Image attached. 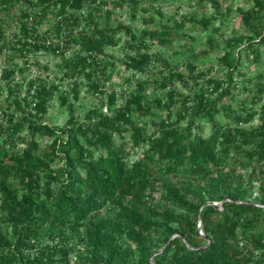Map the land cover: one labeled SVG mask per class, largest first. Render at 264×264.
I'll use <instances>...</instances> for the list:
<instances>
[{
	"label": "trees",
	"instance_id": "1",
	"mask_svg": "<svg viewBox=\"0 0 264 264\" xmlns=\"http://www.w3.org/2000/svg\"><path fill=\"white\" fill-rule=\"evenodd\" d=\"M38 1L21 12L18 33L6 37L9 25L0 15V54L11 47V63L17 56L27 63L30 49L48 47L41 43L36 28L49 11L55 12L60 17L57 28L65 26L69 31L66 44L78 45L62 60L63 76H83L87 91L104 95L106 102L92 105L79 118L74 104L68 102L69 92L78 98L77 81L70 83L68 92L60 90L59 83L31 79L21 94V84L10 80L16 68L19 73L23 69L14 64L0 72L8 91L6 106L0 102V264H264L263 76L258 75L252 87L253 101L260 105L242 115L211 97L218 92L222 98L236 85L232 74L240 57H234L232 49L220 57L229 68L226 85L210 76L204 86L186 95L174 83L187 85L188 79L163 61L168 72L161 75L159 85L167 90L161 96L148 100L146 83L138 80L125 101L113 108L117 93L106 91L101 83V76L109 78L107 67L114 65L101 59L106 44L116 45L114 33L126 29L133 41L127 44L136 52L126 54L124 65L144 71L152 60L150 53L141 51L145 38L168 44L173 39L170 26L144 30L141 37L121 23L98 27L100 6L110 0ZM127 1L133 6L139 3H115ZM210 1L219 7L218 0ZM251 1L248 8H237L251 32L229 42L230 48L244 42L247 52H255L264 45V0ZM0 2V11L10 6L9 0ZM79 18L86 20L88 29L74 34ZM211 19L215 18L201 17L199 22L206 26ZM173 24L178 26L176 21ZM187 67L194 78L192 62ZM56 93L69 111L63 125L43 120ZM177 102L180 108L172 118ZM154 107L167 113L157 119ZM222 111L235 122L233 128L214 120ZM255 116L258 122L253 129L240 127ZM196 119L209 122V133L200 132ZM182 120H186L184 127L179 125ZM148 123L154 128L150 133ZM127 132L129 148L114 139ZM42 141L46 143L41 149ZM19 144L24 146L19 149ZM140 147L141 157L128 164L129 156ZM229 159L241 169L249 167L261 182L259 201L249 199V190L255 187L252 181L226 168ZM205 202H222V208L202 206ZM173 234L177 235L166 248L152 255ZM76 246L73 261L70 255Z\"/></svg>",
	"mask_w": 264,
	"mask_h": 264
},
{
	"label": "rangeland",
	"instance_id": "2",
	"mask_svg": "<svg viewBox=\"0 0 264 264\" xmlns=\"http://www.w3.org/2000/svg\"><path fill=\"white\" fill-rule=\"evenodd\" d=\"M10 6L1 11L5 17L8 28L6 29L5 36L11 35L13 32H19L22 11L30 10V4H39L38 0H9ZM116 0H110L107 4L101 5L96 17L98 27H115L121 23L129 27L130 31L136 35L142 36V31L152 32L154 29H159L161 24H168L171 28L172 41L168 44H161L156 38H145L146 46L141 48V51H147L152 55V60L144 68V71H131L124 65L126 54H135L136 50L128 46L133 43L130 38V33L124 28H120L114 33L116 45L106 44L105 55L101 59L114 63L113 67H107V74L109 78L106 80L101 76V83L106 91L114 89L117 93V100L113 108L121 105L129 95L134 83L138 80H143L145 84V94L148 100L154 97H159L167 90L159 85L161 75H165L168 69L164 66L163 61L168 62L174 69L182 73L188 79V84L183 85L179 80L174 83L176 89L183 95L196 91L199 86H204L207 77H214L220 79L226 85L227 80L225 73L229 72L226 64L220 61V57L226 50L232 49L234 57H240L236 70L232 74V80L236 82L234 87H231L229 93L222 98H218V92L213 93L211 97L217 100V104L221 105L230 104L232 108L244 115L245 110H255L261 102L254 103L255 96L253 83L256 82L257 77L263 76L264 78V45H260L259 50L255 52H247L244 42L239 43L237 46L229 47L228 43H232L235 38L240 35H249L251 29L243 24L240 19L237 8H248L252 5L251 0H218L219 7L217 8L210 0H139L136 6L127 1L122 5L115 3ZM85 11V10H84ZM84 13V12H83ZM201 17H214L210 22L203 26L199 20ZM59 16L55 12L49 11L41 23L37 26L36 33L39 35L41 43L49 45L46 48H39L37 50L30 49L26 56L27 63L23 62L22 57H15L13 62L10 61L12 48L0 54V72L6 66H13L22 68V73L16 72L11 78V82H18L21 84V94L26 89L27 81L39 78L45 80L48 84L51 82L59 83L60 90L68 91L70 83L77 81L78 98H73L71 92L68 94V102L74 104V113L79 118H82L86 110L92 105H98L101 102H106V97L92 94L87 91L86 79L83 76H76L67 78L63 76L64 67L63 58L71 56L78 45L70 42L66 44L69 31L65 26L57 28ZM145 19L150 21H145ZM173 21L178 23V26L173 24ZM88 23L83 18H79L76 27H73L74 34L83 28H87ZM93 24H90V27ZM90 29V28H89ZM210 39V42H209ZM132 41V42H131ZM10 45H12L10 43ZM56 45L61 46L59 50L55 48ZM192 62L194 65L193 75L197 79L198 85L195 83L193 77L189 76L187 64ZM203 71L204 76L200 77L197 72ZM3 87V88H2ZM8 91L5 87V81L0 77V102L4 106L7 104ZM254 95V96H253ZM264 100V96L262 98ZM180 108V103L177 102L172 109V118L175 117V111ZM105 111V106L103 107ZM155 117L157 119L163 118L167 113L166 109L153 108ZM69 118V111L65 105L60 104L58 93H56L51 102L49 103L48 111L44 116V121L55 124L63 125ZM2 113H0V120ZM214 120L219 123H228L230 128L235 126V122L229 120L225 113L222 111L214 116ZM145 121L147 122L148 119ZM200 126V132L207 134L210 131V124L207 120L196 119ZM258 122V117L255 116L251 121L242 123L241 128L253 129ZM186 120H182L179 125L184 127ZM153 126L148 123L147 133L153 131ZM115 142L125 143L126 148L130 146L129 134L124 133L123 136H115ZM46 141L41 142V149L44 147ZM24 145L19 144V149ZM142 147L138 148L136 152L131 154L128 158V164L141 157ZM60 163V162H59ZM57 163V164H59ZM227 169H233L245 176L246 181H252L254 188L249 190V199L259 201L261 199L259 187L261 182L256 176L250 173V168L241 169L238 162L229 159ZM225 168V169H226ZM170 179L174 177L168 175ZM185 177V176H183ZM196 180L204 182L203 178L197 177ZM158 193L156 198H158ZM264 200V198H263ZM220 204V202H215ZM103 210L100 215L103 214ZM2 229L5 230L3 224ZM155 235V233H154ZM244 243V242H242ZM78 246L71 253L70 258L75 261V255ZM161 249V248H159ZM159 249H156L159 250ZM155 252V251H154ZM76 264V263H75Z\"/></svg>",
	"mask_w": 264,
	"mask_h": 264
},
{
	"label": "water",
	"instance_id": "3",
	"mask_svg": "<svg viewBox=\"0 0 264 264\" xmlns=\"http://www.w3.org/2000/svg\"><path fill=\"white\" fill-rule=\"evenodd\" d=\"M206 204H212V205H214L216 208H219V209H221L222 208V202L220 203V204H217V203H215V202H205L202 206H204V205H206ZM202 208V207H201ZM199 218H200V222H201V213H199ZM199 229L201 228V223H199ZM201 234H202V232H201ZM177 234H173L171 237H170V239L168 240V242L164 245V247H162L161 249H159V250H157V251H155V252H153L152 253V255H154V254H157V253H160V252H162L163 250H164V248H166V246L169 244V242L172 240V238L173 237H175ZM186 244L187 245H189L187 242H186ZM201 248H203V247H200L199 249H201ZM151 255V256H152Z\"/></svg>",
	"mask_w": 264,
	"mask_h": 264
},
{
	"label": "built area",
	"instance_id": "4",
	"mask_svg": "<svg viewBox=\"0 0 264 264\" xmlns=\"http://www.w3.org/2000/svg\"><path fill=\"white\" fill-rule=\"evenodd\" d=\"M0 6H1V2H0ZM0 15H2L1 11H0Z\"/></svg>",
	"mask_w": 264,
	"mask_h": 264
}]
</instances>
